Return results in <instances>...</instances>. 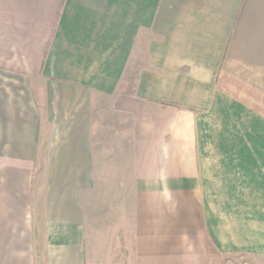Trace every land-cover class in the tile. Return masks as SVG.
I'll return each mask as SVG.
<instances>
[{"label": "crops", "instance_id": "1", "mask_svg": "<svg viewBox=\"0 0 264 264\" xmlns=\"http://www.w3.org/2000/svg\"><path fill=\"white\" fill-rule=\"evenodd\" d=\"M0 264H264V0H0Z\"/></svg>", "mask_w": 264, "mask_h": 264}]
</instances>
